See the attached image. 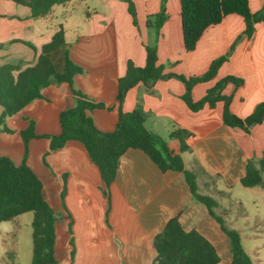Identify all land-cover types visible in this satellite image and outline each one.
<instances>
[{"label": "crops", "instance_id": "crops-1", "mask_svg": "<svg viewBox=\"0 0 264 264\" xmlns=\"http://www.w3.org/2000/svg\"><path fill=\"white\" fill-rule=\"evenodd\" d=\"M76 1L54 4L45 15L32 17L28 6L0 0V65L19 64L12 70L16 76L35 62L41 45L60 26L65 41L66 31L75 33L66 41L68 56L82 69L74 76V87L104 104L87 113L98 129L111 131L118 119V78L124 75L128 60L136 66L145 63L144 43L156 35L146 27V16L159 10L160 0H130L136 25L124 0ZM263 1L248 0L250 10H258ZM165 5L168 16L157 35L156 63L178 62L166 66L164 72L201 74L244 29L240 15L227 14L203 31L193 50L186 51L179 0H166ZM73 11L77 16L72 15ZM52 59L62 70L64 48L55 50ZM226 75L244 80L240 86L229 81L223 87L222 92L231 95L229 107L233 113L244 117L264 101V22L255 24L250 37L243 36L235 43L214 78L192 87V98H201L207 88ZM184 91L183 82L173 76L155 80L150 88L138 82L125 92L121 108L130 111L140 105L145 127L165 136L174 151L179 150V141L168 134L177 128L187 130L189 149L181 152L184 166L194 169L199 187L216 193L220 205L233 208L234 204H243L239 196L231 194L240 185L264 191L240 182L248 160L258 165L264 149V119L249 132L230 127L222 121V101L212 108L204 105L192 111L182 99ZM73 104L74 96L67 83H51L41 89L40 97L0 124V155L10 157L16 164L24 160L42 180L45 199L60 214L55 222L56 264H153V237L174 216L185 230L195 229L213 244V236L225 234L204 204L192 198L182 172L162 171L141 150L124 151L108 186L77 140L49 150L48 138L33 137L24 155L20 131L29 121L34 122L38 134H56L60 132V111ZM171 141L176 148L170 146Z\"/></svg>", "mask_w": 264, "mask_h": 264}, {"label": "trees", "instance_id": "trees-1", "mask_svg": "<svg viewBox=\"0 0 264 264\" xmlns=\"http://www.w3.org/2000/svg\"><path fill=\"white\" fill-rule=\"evenodd\" d=\"M12 1L28 6L31 16L39 17L48 13L54 4L65 3L69 0ZM124 1L128 3V11L136 25L134 5L130 0ZM165 3L166 0H160L159 10L146 16V27L156 35L144 43L145 63L142 66H136L128 60L124 75L118 78L116 95L118 119L113 130L98 129L92 117L87 113L88 110L105 106L101 102L90 99L74 87V76L82 69L68 56L61 26L48 42L41 45L35 62L21 69L16 76L12 74V70L18 68L19 64L0 65V124L7 116L40 97L43 87L51 83H67L73 93L74 104L60 111V132L38 134L35 132L34 122L30 120L28 126L20 131L24 143V155L27 154L28 142L33 137L48 138L49 150L62 147L68 140H77L82 143L91 161L98 167L105 186H108L116 175L119 158L124 151L129 148L141 150L162 171L172 169L182 172L192 198L204 204L209 214L228 237L231 263L253 264L252 254L242 247L240 230L225 224L224 216H227L231 208L220 205V198L216 193L199 187L194 169L184 166L181 152L189 149L186 142L189 132L177 128L168 134L169 138L179 141V150L174 151L168 146L164 137L145 127L144 113L140 105L130 111H123L121 103L127 89L136 83L142 82L150 88L155 80L173 76L183 82L185 91L182 99L192 111H197L204 105L212 108L217 101H222L224 124L230 127H240L245 132H249L253 125L264 119V101L257 103L251 113L240 117L229 107L231 95L222 92L227 82L230 81L240 86L244 83L243 78L226 75L207 88L198 100L192 98L191 89L197 83L214 78L218 67L228 59L235 43L243 36L250 37L255 30V24L264 22V1L258 10L251 11L248 0H179L183 45L186 51L193 50L203 31L219 23L225 15L236 13L244 21L242 33L236 37L229 49L213 59L207 69L198 75L163 71L166 66H172L178 60L168 61L165 64L156 63L157 35L168 16ZM31 47L35 49L33 45ZM60 47L64 48L62 70L57 69L52 59L53 52ZM193 162L197 165L196 161ZM240 182L243 186L264 190V149L258 159V165H254L252 160L247 161L245 173ZM239 207L234 217L245 214L243 205L239 204ZM216 208H219L221 212H216ZM27 211L33 212L30 222L32 240L30 264H56L55 222L60 218V214L47 202L43 195L42 180L24 160L16 164L10 157L0 155V223ZM68 231L71 233L70 225H68ZM152 243L156 251L153 264H219L220 262L214 244L195 229L185 230L176 216L167 220L164 228L153 237Z\"/></svg>", "mask_w": 264, "mask_h": 264}, {"label": "rangeland", "instance_id": "rangeland-1", "mask_svg": "<svg viewBox=\"0 0 264 264\" xmlns=\"http://www.w3.org/2000/svg\"><path fill=\"white\" fill-rule=\"evenodd\" d=\"M77 2L80 3V0ZM76 3H73L74 7L78 6ZM72 15L77 16V12L73 11ZM74 34L66 31V41H70ZM170 146L176 148L175 142L171 141ZM231 194L240 197L245 214L234 217L236 210L240 209L234 204L233 208L231 207L232 212L229 214L227 212V216H224L225 224L230 227L236 226L240 230L242 247L252 254L253 264H264V191L240 185L231 190ZM215 210L221 212L219 208ZM32 216L33 212L27 211L0 223V264H30ZM212 239L220 257L219 264H232L228 237L221 234L219 237L213 236Z\"/></svg>", "mask_w": 264, "mask_h": 264}]
</instances>
